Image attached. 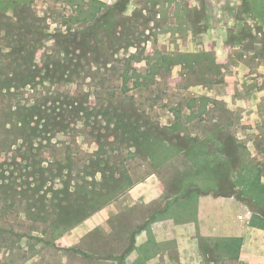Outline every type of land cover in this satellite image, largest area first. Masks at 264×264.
<instances>
[{"label": "rangeland", "instance_id": "374dc122", "mask_svg": "<svg viewBox=\"0 0 264 264\" xmlns=\"http://www.w3.org/2000/svg\"><path fill=\"white\" fill-rule=\"evenodd\" d=\"M119 1L0 0V172L10 173L7 164L15 153H37L46 160L41 166H47L49 176L55 172L56 153L65 145L82 150L75 157L94 150L97 145L80 123L60 126L50 119L72 101L86 102L97 118L108 104L130 106L139 120L158 124L157 134L179 144L193 139V153L203 142L205 157L193 165V155L179 149L158 166L141 155L125 158L134 180L155 174L164 193L124 208L115 199L53 243L46 242L51 214L41 220L42 214L25 201L11 205L12 197L2 187L10 182L1 178L0 264H264V257L240 254L241 237L235 257L215 249L216 240L193 232L203 211L211 213L205 226L216 233L219 207L230 202L196 198L200 193L231 195L251 211L255 223L264 224V0H127L126 9L116 14L113 34L99 37L94 51L90 47L83 57V48L70 63L67 51L73 50L75 32ZM20 37L30 39L27 47L12 54ZM30 53L33 59L26 62ZM130 55L141 59L134 61ZM128 57L140 72L155 64L159 73L154 79L146 77V83H135L132 76L123 85ZM45 97L46 112L36 110L35 104ZM176 119L182 131L170 133L178 126ZM33 127L46 138H31L27 133ZM72 137L73 142L62 144ZM230 137L234 149L239 145L241 158L231 154ZM113 140L109 137L107 148L118 147L125 155L126 144ZM26 179L31 182L27 189L37 186L36 180ZM51 186L47 181L41 191ZM13 188H19L17 182ZM178 209L188 214L183 229L174 213ZM173 213V229L164 227ZM141 226L140 238L146 236L150 243L131 246V235L135 239ZM161 229L172 231L173 240L154 243L155 231ZM180 234L183 239L177 243L174 236ZM263 234L249 233L247 250L264 254Z\"/></svg>", "mask_w": 264, "mask_h": 264}, {"label": "trees", "instance_id": "16d2710c", "mask_svg": "<svg viewBox=\"0 0 264 264\" xmlns=\"http://www.w3.org/2000/svg\"><path fill=\"white\" fill-rule=\"evenodd\" d=\"M126 3L127 0H120L119 2H114L110 6H106L105 11L101 12L93 23L81 27L79 30L77 29L78 31L75 33H78V36L71 41L73 50L67 51L68 54H71L69 56L70 63L74 58L78 57L80 54L79 52H81L83 48L86 49V51L81 54L83 57H86V53H89L90 47L92 51H94L93 47H95L99 37L109 38V36L113 34V30L117 25L115 18L116 14L121 15L126 9ZM20 33L22 34V32ZM27 35L31 36V34L28 33ZM33 36L32 34V37ZM27 40L30 39L26 37L24 42L23 37L17 38V45L15 48L13 47L12 54H15V51L18 53L23 52L27 47ZM23 46H25V48H23ZM208 55L212 57L211 53ZM33 56L34 54L30 53L29 57L26 56L27 59L23 57L25 61L28 62L33 59ZM201 56L202 53H200V57ZM130 57H132L134 61L141 59V57L133 55H130ZM165 58L171 59L170 56H165ZM131 62L128 57L126 59V68L122 73L123 85H126L127 80L132 76L135 83H142L146 80V77L154 79V75L159 73L157 72L158 68H156L155 64L148 65L147 73H142L137 70ZM211 62L214 64L212 58ZM27 72L31 75L33 71L32 69L31 71L27 69ZM23 74L27 75V73ZM45 75L49 77L48 73H45ZM47 100H49L48 97L42 98L39 103L35 104V109H43V111L46 112L44 105ZM50 119L51 121L56 119V123L60 126L80 123L83 127L88 129V132L92 136L91 139L97 147L91 152L85 153L86 157L83 158L75 157V155L83 153L82 150L76 148L77 150L73 151V149L65 145L61 148L63 152L56 153V161L54 162L55 172L52 173V171H50L51 173L49 176H47L49 172L47 166H41V163L46 160L42 157H37L38 154L34 153L32 150L28 151L26 155L15 153L11 161L7 164L10 167V173L5 175L0 172V179L4 178V180L6 179L7 182H10L3 184L2 187L4 188L3 192L10 193V198L12 197L11 205L15 204V202L20 204L22 201H25L30 210L36 209L37 212L42 214V216L39 217L41 220L47 219V216L51 214L52 217L49 218L50 230L48 231L50 239L46 240L47 243H53V241L63 233L73 228L102 207L110 204L137 181L132 178L128 168L125 166V158L141 155L143 158H148L152 161L155 166H158L168 161L170 159L168 157L173 156L174 152L179 149L185 150L190 156L193 155L191 161L193 165H198L205 157V145L203 142L198 146V152L196 151V153H193L195 147L194 142H192L193 139L190 138L188 143L179 144L175 141H171L170 138L164 137L162 134H157L156 132L160 129L158 124L154 125L147 121L139 120L133 108L130 106L108 104V108L101 114V117L97 118V114L92 112V109L86 105V102L84 105L83 101H72L69 108L63 109L57 115L55 113ZM180 124V119H176L175 125H178L177 128L172 127L169 129V132L180 133L182 131ZM35 129L36 127H33V131L27 133L31 138H46L36 133L39 130ZM102 129L104 131H102ZM109 137H113V141H122L126 144L127 149L125 155L122 156L118 147L111 149L107 148L108 143H110L108 142ZM74 140L75 138L72 137L70 141L62 142V144L73 142ZM227 145L231 147V154L233 157L235 155L241 158L238 149L239 145H236L237 148H233L234 138H228ZM18 157L20 160H17ZM28 177L36 180V187L27 189L28 184L31 183L26 179ZM48 178L49 180H47ZM47 181L51 183V188L41 191L42 186L46 184ZM16 182L19 185L18 189L13 188ZM25 184L27 185L26 187L24 186ZM55 184L56 187L53 186ZM49 192L52 195L46 198ZM48 213L50 214L48 215ZM259 219L261 222L263 221V218ZM250 223L251 225H258L264 228L263 223H255L253 219ZM140 229H142V226L137 227L136 231ZM133 243H135V239L134 236L131 235L130 245L132 246ZM240 243V237H225L216 239L212 245L217 250L232 252L234 256L237 257ZM153 245L154 244H152V246Z\"/></svg>", "mask_w": 264, "mask_h": 264}, {"label": "crops", "instance_id": "0c3cea01", "mask_svg": "<svg viewBox=\"0 0 264 264\" xmlns=\"http://www.w3.org/2000/svg\"><path fill=\"white\" fill-rule=\"evenodd\" d=\"M238 149L240 148L238 147ZM164 187L165 186L163 185V183H161L160 179L155 174L146 175L143 178L137 180L128 190H126L122 195L116 198V201L118 202V207L124 208L138 201L147 202L148 200L159 197L160 195L164 193ZM208 196L209 197L213 196V197L219 198L220 200H228L230 202H228V204H225L223 207H219V210L217 212L218 213L217 214L218 227L214 230V232L216 233L211 232V230L207 226H205L207 217L211 213H207V212L204 213L203 211H201L199 215V227L197 228V226L195 225L194 231H193L195 235H198L200 238L209 239V240H212V239L216 240V239H221L225 237H241L242 245L240 247V254H244V255L248 254V256H250L251 258H257L258 260H261L264 257L263 252L253 253L252 251L247 250L250 247V244H249L250 241H252V237L249 235V233L252 234L253 231H256V233L260 232L261 235L262 233H264V229L256 228L254 227V225H251L250 221L253 219V214L251 213V211L244 208V206L236 198H234L231 195L200 193V194H197V196L195 197L197 198V197H208ZM183 198L185 197L184 196L180 197L178 200L179 202L175 205L179 206L180 202L184 200ZM166 205H167L166 207L169 208V205L168 204ZM181 209H185V208L182 206ZM179 211L181 212L180 216H178ZM184 211L178 209L177 212H174L175 216L178 217V219L180 220L179 222L181 223L180 229H183L184 227H186L183 224V221L184 219L186 220L188 219V216H187L188 214L187 212L186 214H184ZM171 212H173V210ZM174 213L169 216L170 218H167L164 220V227L170 226V229H173L172 228L173 226L171 224H172V218H174ZM177 225L174 226L175 230L176 229L178 230ZM213 228L214 227H212V229ZM155 232L156 233L154 236V243H160L163 240L173 238L172 231H168V233L170 234H167L166 230L163 231L162 229L155 231ZM142 233H143V229H140L139 234L136 235V238H135L136 240H135L134 245H137L138 247L144 246L147 242H149V239L146 236H144L143 238H140ZM180 235L181 236H174V239H176L177 243L179 242V240L181 241L183 239L182 234ZM138 239L140 241L139 243H137ZM262 244L264 245V242ZM254 247H258L257 244ZM164 250H167V248H165ZM160 252L157 253V255L163 254L164 252L163 249Z\"/></svg>", "mask_w": 264, "mask_h": 264}]
</instances>
